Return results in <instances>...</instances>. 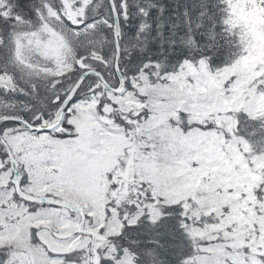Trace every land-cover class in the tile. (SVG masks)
I'll return each instance as SVG.
<instances>
[{
  "label": "rangeland",
  "instance_id": "obj_1",
  "mask_svg": "<svg viewBox=\"0 0 264 264\" xmlns=\"http://www.w3.org/2000/svg\"><path fill=\"white\" fill-rule=\"evenodd\" d=\"M244 7L261 21L260 38L264 39V0H244ZM41 17L43 22L34 32L12 35L15 63L32 77L61 79L75 71L74 49L56 31L62 18L51 5ZM95 28L91 24L84 31ZM131 81L133 89L127 86L112 100L130 122L126 114L139 117L148 109L146 124L120 127L110 120V106L99 113L93 104H83L86 97L70 107L68 117L73 133L84 132L77 144L51 133L6 131L27 177L24 189L83 208L89 217L87 227L112 237L121 232L123 220L108 206L110 197L127 194L130 185L142 178V185L171 203H183L185 209L195 204L207 214L221 213L219 223L192 230L207 242L193 264H264V157L255 156L248 143L233 133L235 111L264 112V94L248 93L247 86L253 83L249 67L236 65L216 77L202 61L186 64L157 86L145 79ZM94 94L97 99L102 96ZM183 115L199 127L185 132ZM53 143L56 152L50 148ZM7 161L0 152V247L7 244L9 249L5 264H63L73 248L74 255L84 259L79 264H89L90 239L77 233L79 217L19 201ZM49 227L72 240L55 237ZM101 257L114 259L112 247L104 246ZM120 264H134V259L126 255Z\"/></svg>",
  "mask_w": 264,
  "mask_h": 264
},
{
  "label": "trees",
  "instance_id": "obj_2",
  "mask_svg": "<svg viewBox=\"0 0 264 264\" xmlns=\"http://www.w3.org/2000/svg\"><path fill=\"white\" fill-rule=\"evenodd\" d=\"M0 1L4 5L0 8V115L10 116L15 106L19 108L18 112L24 107L31 109L30 112H19L30 122L38 115L41 118L53 117L57 110L55 99L66 97L69 86L78 81L80 70L76 67L73 73L61 79L26 80L25 72L15 63L12 35L39 26L38 15L54 0ZM56 1L58 6L55 8L61 9L60 1ZM239 2L130 0L128 12L120 16V68L127 79L128 88L133 89L131 80L135 82L143 79L157 86L165 82L168 75L178 73L186 64L195 66L204 61L216 77L235 65H247L253 75V83L247 86L248 93L254 91L257 95L264 94V47L244 59L246 52L256 45L259 23L237 9ZM103 8L95 18L106 15ZM4 12L8 14L4 16ZM90 20L93 21L89 18L85 23ZM64 36L67 39L69 37L66 33ZM68 40L77 59H83L111 85L118 86L114 70L116 50L112 29L101 24L88 35ZM95 54L101 58L95 57ZM92 91L102 95L97 111L101 113L104 107L110 106V120L116 125L127 129L135 123L146 124L147 110L139 117L126 114L131 122L123 119L116 110L118 104L112 100L113 96L108 97L96 77L92 76L85 82L76 100ZM234 118L235 137L247 141L255 156L264 157V112L253 115L238 110L234 112ZM193 124L184 115L181 124L183 130L188 132L194 128ZM11 126L5 124L2 127L3 133ZM82 134L84 132L78 130L74 134L76 139L72 140L77 144V138ZM0 152L5 161L7 157L1 146ZM109 177L111 179L112 174ZM140 182L142 178H137V182L128 188L127 194L110 197L108 206L116 210L118 217L123 220V226L118 235L110 237L109 246L113 249L114 259L103 257L101 264H120L126 255L133 257L134 264H193L207 242L194 236L192 230H201L219 223L221 213L206 214L204 209L195 204L185 209L183 203H171L166 197L156 196L154 191ZM206 205L207 201L204 207ZM35 237L36 231L33 229L32 239ZM33 242L36 243V239ZM6 246L0 247L2 264H5L9 250ZM81 258V255L67 256L63 264H79Z\"/></svg>",
  "mask_w": 264,
  "mask_h": 264
},
{
  "label": "water",
  "instance_id": "obj_3",
  "mask_svg": "<svg viewBox=\"0 0 264 264\" xmlns=\"http://www.w3.org/2000/svg\"><path fill=\"white\" fill-rule=\"evenodd\" d=\"M63 4L67 10L68 15L71 17L73 16L74 18L76 15L73 13L72 8L70 7V4L66 0H62ZM112 3L113 0H110ZM116 20V26H115V40H116V49H117V55H116V61H115V71L118 75V78L120 79L121 86L119 89H115L110 84L106 81V79L100 74L99 72L96 71H88L86 72L79 82L75 85V87L72 89L71 93L69 94L68 98L64 102V104L61 106L59 113L53 123H44L42 126H34L28 123L27 121L20 119V118H4L0 121V144L3 146L5 149L10 163L12 165L13 171H14V178H13V183L16 188V193L17 195L25 202L30 203V204H47L51 206H55L58 208H64L69 210L71 213L74 214H80L82 217V221L80 224L79 228V233H82L86 236H90L92 238V244L90 248V263L91 264H99V254L98 250L100 246L104 243H108V239H106L103 235L94 233L92 231H88L86 229V216L83 212V210L67 201L56 199V198H49V197H36L33 195H30L26 193L22 187H21V181H22V176H21V171L19 164L13 154L12 149L10 148L9 144L6 142L4 139L2 132H1V127L5 123H17L25 126L26 130L30 131H35V132H44V131H49L56 126L60 124V122L63 119L64 112L66 108L69 106V104L72 102L75 94L78 92V90L81 88L83 85L84 81L90 76V75H95L96 77L99 78V80L104 84L107 90L114 92L115 94H120L124 91V88L126 86L125 79L123 77V74L120 70V56H121V50H120V42H119V36H118V21H117V16H115Z\"/></svg>",
  "mask_w": 264,
  "mask_h": 264
},
{
  "label": "bare ground",
  "instance_id": "obj_4",
  "mask_svg": "<svg viewBox=\"0 0 264 264\" xmlns=\"http://www.w3.org/2000/svg\"><path fill=\"white\" fill-rule=\"evenodd\" d=\"M130 0H113L111 3L110 0H107L105 3V7L103 8V12L106 14L104 16L105 21L109 22L111 26L108 24L107 27L113 30L114 33V42L115 40V26H116V20L115 16H117L118 21V36H119V42H120V16L126 12H128L129 9ZM62 126L58 128V130H62Z\"/></svg>",
  "mask_w": 264,
  "mask_h": 264
},
{
  "label": "flooded vegetation",
  "instance_id": "obj_5",
  "mask_svg": "<svg viewBox=\"0 0 264 264\" xmlns=\"http://www.w3.org/2000/svg\"><path fill=\"white\" fill-rule=\"evenodd\" d=\"M48 229H49V231L52 232V234L55 236V234H54V232L52 231V229H51V228H48ZM63 239H65L66 241L72 240V239L69 238L68 236H64ZM63 239H62V240H63ZM90 240H91V239H90ZM89 244H91V242H90ZM74 252H75V249H74V248L71 249V250L69 251V253H74Z\"/></svg>",
  "mask_w": 264,
  "mask_h": 264
},
{
  "label": "snow or ice",
  "instance_id": "obj_6",
  "mask_svg": "<svg viewBox=\"0 0 264 264\" xmlns=\"http://www.w3.org/2000/svg\"><path fill=\"white\" fill-rule=\"evenodd\" d=\"M0 264H2V262H0Z\"/></svg>",
  "mask_w": 264,
  "mask_h": 264
}]
</instances>
